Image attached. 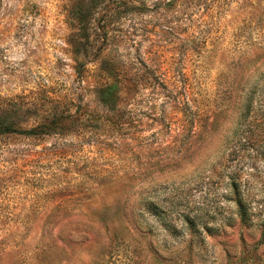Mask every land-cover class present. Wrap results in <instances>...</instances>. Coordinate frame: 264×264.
Returning <instances> with one entry per match:
<instances>
[{"label": "rangeland", "instance_id": "374dc122", "mask_svg": "<svg viewBox=\"0 0 264 264\" xmlns=\"http://www.w3.org/2000/svg\"><path fill=\"white\" fill-rule=\"evenodd\" d=\"M263 97L264 0H0V264H264Z\"/></svg>", "mask_w": 264, "mask_h": 264}, {"label": "trees", "instance_id": "16d2710c", "mask_svg": "<svg viewBox=\"0 0 264 264\" xmlns=\"http://www.w3.org/2000/svg\"><path fill=\"white\" fill-rule=\"evenodd\" d=\"M97 91H98V95L100 99L104 102H107L112 97H115L118 94V86L114 82H109V83H105L104 85L103 84L100 85ZM263 100H264V97H263ZM248 107H249V102L246 104L247 109ZM62 120L63 119L61 115L53 114L44 123L39 124L35 127L29 128L27 130L19 129L12 120L0 121V134L23 133L24 135L35 137L38 133L48 134L51 132V130L59 129L58 127H61ZM231 186L235 194H238L239 192L238 187L234 180H232ZM237 204H238L240 213L242 215L245 214V208L243 207V204L239 197L237 200Z\"/></svg>", "mask_w": 264, "mask_h": 264}]
</instances>
